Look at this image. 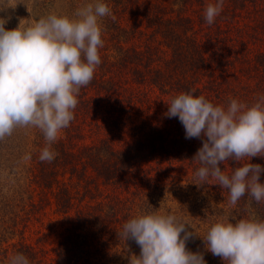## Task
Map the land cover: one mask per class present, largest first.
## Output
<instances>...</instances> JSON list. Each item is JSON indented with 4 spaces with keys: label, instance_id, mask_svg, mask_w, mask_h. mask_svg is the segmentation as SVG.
I'll use <instances>...</instances> for the list:
<instances>
[{
    "label": "rangeland",
    "instance_id": "obj_1",
    "mask_svg": "<svg viewBox=\"0 0 264 264\" xmlns=\"http://www.w3.org/2000/svg\"><path fill=\"white\" fill-rule=\"evenodd\" d=\"M49 1L53 2L50 3ZM145 1L165 5L164 12L169 18L175 17L178 20L177 17L182 16L184 19H189L193 22L192 26L199 40H205L203 36H205L208 24L205 20L204 10L209 3H215L216 0H185L184 2L178 0L176 3L173 0ZM7 2L15 5V7H8L0 11V17L7 20L6 29H13L19 23H34L37 18L51 12L71 15L77 9L69 0H7ZM0 3H3V0H0ZM225 6L224 10L226 12L220 13L216 17V23H220V26L223 27L226 25L228 33L239 40V43L242 40L240 52L235 53V56L238 55L241 61L237 62V65L230 64L228 71H226L225 65L219 67L217 61L205 57L210 67L208 69H206L207 67L202 68L201 73L205 72L202 77L203 82L205 85H209L210 88L208 86L202 92L208 94V100L214 105H224L226 107L230 99L233 98L251 105L261 96H264V70L257 62V55L264 51V1L259 5L248 3L245 8H236L232 0H224ZM228 7L232 9L228 10ZM136 9L135 5L134 11ZM126 11L119 22L120 27L122 26L127 31L129 29L135 30L128 36L124 35L118 39L123 43L120 48L136 47L141 51H146L148 47L152 46L153 49L155 48L159 60L163 57L167 60L171 59L173 50L161 42L162 37L159 36L160 34L154 35V32L146 27V21L141 19L134 11L132 12L130 9ZM229 12L233 13L229 14ZM178 24L181 25L179 20ZM104 25V22L101 21L102 29ZM110 54H112L110 50H104L102 54L100 53L103 60L105 57V61L102 63L103 67L111 65L114 61ZM124 61L127 63L130 59L125 58ZM120 65L122 67L123 63ZM107 70L98 68L100 72ZM223 70L226 71L223 74L227 73L226 77H223L224 81L220 78L224 75L218 76ZM124 79L126 80L124 81ZM115 80V87L104 94L100 95L95 91L89 92V95H92L91 100L101 96L98 98L100 101L91 102L96 106L95 109L85 111L86 116L74 114V119L70 122L73 127L72 130L80 123L83 127L81 138L75 139V142L71 144L74 150L87 144H95L105 135L112 137V142L117 149H123L136 136L133 132L134 122H141L143 119L163 128H169L171 134L181 135L182 133L185 135V129L179 119L166 116L167 103L176 94L172 91L164 90L162 92L158 87L151 85V82L142 81L133 68L126 67L124 69V82L121 74L116 76ZM109 94H111L110 97H106ZM61 133L67 132L61 131ZM61 133L60 135L64 136ZM12 134L13 136L9 138L6 136L0 140V196L17 192V195L12 197L15 200H12V202L18 204H14L15 206L12 209L6 211L9 212L6 218L10 216L14 220L18 209L23 210L20 217L17 218L18 224L16 227L13 224L14 221L10 220L9 223L5 224L8 231L0 230V235L3 234L0 237V247H8L13 250L12 243L22 239L37 254L35 264H57L56 248L64 234L73 226L76 210L80 205L87 202H96L95 197L100 198V200L119 202L123 209L120 210L117 217H123L120 222L123 219L124 221L123 223L113 222L119 228V232L123 229L122 225L141 210H157L177 214L192 226V228L186 226L193 233L186 242V248L192 252H203L206 264H225L220 257L213 256L211 252L207 251L202 238L206 236L213 218L221 215L245 217L253 213L247 208L245 201L240 200L236 206H231L228 203V190L213 184L215 182L211 179L207 184L200 187L191 183L194 180L195 170L199 166L190 160H179L168 154H159L138 166V169L142 172V175H138L148 176L149 179L144 181L142 179L144 177L140 178V181H137V187L131 179L132 176L126 178L125 182L119 180L116 185L102 183L98 178V181L90 186L92 191L77 195L78 199L74 200L73 208L67 212L60 211L53 199L48 201L47 190L39 189L41 191L35 197L37 207L31 209L29 198L32 193L31 191L24 193L27 187L22 183H18L21 178L18 179L17 174L25 168H31L39 164V160L35 159L34 154H40L46 146V141L43 133L33 127H17ZM15 136L20 143L18 151H16V145L12 143L16 140ZM190 140L202 143L199 138ZM14 149L15 152H11ZM251 163L260 164L264 167V156L253 157ZM224 164L228 173H231L234 167L239 166L237 162L232 160L225 161ZM260 177V181H264V172L261 173ZM27 180L29 183V179ZM147 194L151 196H147ZM86 196L88 197L82 201ZM0 205L2 206V204ZM2 212L4 214V208ZM260 215L256 216L264 218L262 214ZM13 229H17L15 235H11ZM92 230H94L93 233L99 235L97 229ZM119 232L114 233L118 234ZM115 234H113L114 242L110 245V250L102 249L100 254V252H96L98 249L96 248L94 253L99 256L98 259L92 258L91 264H129L132 255L138 256L140 254V247L135 240L129 239L121 242L119 236ZM11 236H14L12 240L9 239ZM101 236L102 234L99 235V237ZM2 239H4V242H1ZM109 251L111 253L108 255Z\"/></svg>",
    "mask_w": 264,
    "mask_h": 264
},
{
    "label": "clouds",
    "instance_id": "obj_2",
    "mask_svg": "<svg viewBox=\"0 0 264 264\" xmlns=\"http://www.w3.org/2000/svg\"><path fill=\"white\" fill-rule=\"evenodd\" d=\"M223 6L224 0L206 6L207 24L214 23ZM8 7L15 5L0 3V11ZM106 16H111L107 3L93 0L71 15L51 12L13 29H6L7 20L0 17V140L17 127L37 128L46 141L40 160L55 159L51 145L74 119L80 90L101 63V20ZM167 105L166 116L179 119L185 137L202 140L193 157L199 167L191 183L200 187L211 179L228 190L233 207L246 193L257 203L264 201V167L251 163L264 156V96L251 105L233 98L225 107L192 89L171 97ZM229 160L239 165L231 173L221 168ZM186 226L191 225L175 213L141 210L118 233L140 247L129 264H206L203 252L186 248L193 234ZM202 238L207 251L225 264H264V218L255 214L214 217ZM8 264L30 260L17 252Z\"/></svg>",
    "mask_w": 264,
    "mask_h": 264
},
{
    "label": "trees",
    "instance_id": "obj_3",
    "mask_svg": "<svg viewBox=\"0 0 264 264\" xmlns=\"http://www.w3.org/2000/svg\"><path fill=\"white\" fill-rule=\"evenodd\" d=\"M69 1L77 8L93 2V0ZM173 1L176 3L178 0ZM181 1L184 2L185 0H179V2ZM262 1L264 0H232L236 8H245L248 3L259 5ZM49 2L51 3L53 1ZM104 2L111 9V16H106L101 20L105 24L102 29L104 46L99 49V55L104 50H110L112 52L110 54L111 58L114 61H112L111 65L103 67L102 63L105 61V57L103 60L100 55L101 63L96 68L97 71L94 73L93 80L87 86L81 88L77 97L79 102L74 110L75 115L86 116L85 111L95 109L96 106L91 104V102L100 101L98 98L101 96L91 100L90 97L92 95H89V92L95 91V93L101 95L114 88L116 85L115 77L121 74L123 81L124 69L126 67L136 70L142 81L151 82V85L158 87L162 92L165 90L178 94L195 89L197 95H204L208 99V94L202 92L204 88H208L209 86L203 82L202 77L205 72L201 73L202 68L207 67L206 69H208L210 67L205 57L217 61L219 67L225 65L226 71H228L230 64L237 65V62L241 61L238 55L235 56V53L240 52L242 40L239 43V40L233 38L228 33L226 30L228 27L226 25H224L225 27L220 26V23H216V19L214 23L207 25V31L204 34L205 36H203L205 40L201 41L192 26L193 22L180 16L177 17L181 24L179 25L175 17L169 18L166 15L164 12L166 6L163 4L160 5L153 1L147 3L145 0H104ZM159 2L163 3L161 1ZM135 5L137 7L136 11H134ZM224 8L226 6H223L221 13L226 12ZM127 9H130L132 12L134 11L141 19L145 20L147 23L146 27L152 30L154 35L160 34L159 36L162 37L161 42L173 50V57L171 59L167 60L163 57L159 60L155 48L153 49L152 46L148 47L146 51H141L136 47L120 48V45L123 43L118 39L124 35L128 36L135 30L129 29L127 31L122 26L120 27L119 22ZM231 9L228 7V10ZM181 27L183 28L180 29ZM122 32L124 33L122 34ZM125 58L130 59V61L126 63L124 61ZM257 62L260 63L262 66L261 69L264 70V51L257 55ZM122 63L123 65L121 67L120 64ZM98 68L108 70L100 72ZM226 71L223 70L222 73L218 74L219 77L224 75L220 77L223 81V77L227 75V73H223ZM111 94L106 97H110ZM72 128L70 124L67 128L63 129L62 132L67 133H61L64 136L59 135L56 142L51 145V150L57 153L52 162L41 161L39 158L40 154H34L35 159L39 160V164L18 172L17 178H21L18 183H22L27 187L24 193L27 191H31L32 193L29 198L31 209L37 207L36 195L41 190H47L48 192L46 194L49 195L48 201L53 199L60 211L67 212L73 208L74 200L78 199L77 195L82 192L87 193L92 191L90 186L95 181H98V178L102 183L116 185L119 180L125 182L126 178L132 176L131 179L137 187V181H140V178L144 177L142 178L144 181L149 179L148 176H139L142 175V172L138 169V166L142 162L159 154L172 155L179 160H190L199 166V163L193 160V157L202 146V143L191 141L182 133L181 135L171 134L169 128H163L146 119H143L141 122H134L133 132L136 136L123 149H117L112 142V137L105 135L95 144H87L74 150L71 144L75 142V139L78 140L81 138L83 135V127L80 123L77 124V129L72 130ZM11 136L13 134L8 136V138ZM15 139V141L12 139V143L16 145V151H18L20 143L17 141L18 138L16 136ZM11 152H15V149L14 151L11 150ZM221 168L227 171L225 164H222ZM21 173L23 174L21 175ZM27 179H29V183ZM16 195L17 192L11 195L7 193L0 196V204H2V206L0 205V230L8 231L5 224L13 219L10 216L6 218L9 213L6 211L18 204L14 203V205L12 202V197ZM147 196L151 195L147 194ZM87 197H84L82 201ZM90 198L92 199L93 197ZM95 201L80 205L76 210L73 218V226L64 234L56 248L57 264H91V259L94 257L98 259L99 256L94 253L96 248H98L96 252H100L101 254L102 249H109L110 245L114 242L113 234L116 231L119 232V228L113 222L123 223L124 219L120 222V219L123 217H117L123 208L119 202L100 200V198L96 197ZM241 201H245L247 208L253 211L252 214L258 216L262 214L264 216V201L257 203L247 193L241 198ZM3 208L4 214H2ZM22 210L18 209V212L15 213V219L13 220L15 227L18 224L17 218L20 217ZM92 229H97L96 231H99V235L102 234V236L99 237V235L93 233L92 231L94 230ZM16 230L13 229L11 235H15ZM115 235L119 236V234ZM13 237L11 236L9 239L12 240ZM2 240L1 242H4V239ZM123 240V237L119 236V241L123 242ZM12 246L13 250L8 247H0V249L3 248L0 251V264H8L9 259L17 252L26 254L29 257L30 264L36 263L35 259L37 254L22 239L13 242ZM110 253L111 251L108 252V255Z\"/></svg>",
    "mask_w": 264,
    "mask_h": 264
}]
</instances>
